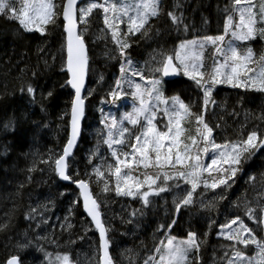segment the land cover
<instances>
[{"label":"snow or ice","instance_id":"obj_1","mask_svg":"<svg viewBox=\"0 0 264 264\" xmlns=\"http://www.w3.org/2000/svg\"><path fill=\"white\" fill-rule=\"evenodd\" d=\"M182 7L180 0H175L170 8L165 6L164 0H0V15L16 22L26 32L44 36L63 29L60 34L66 56H61V71L66 74L64 86L74 90L71 134L61 153L41 158L40 163L48 165L61 180L79 189L81 199L74 203L80 204L82 200L83 210L99 233L97 264H116V260L110 252L109 233L113 229L103 218V201L94 193L93 184L100 188V194L114 192L118 197L138 199L145 208L152 203L150 197L174 192L177 215L182 207L197 203L211 211L228 199L226 193L243 171V164L253 154L264 151V132L260 125H255L246 135L241 133L236 139L226 138L218 143L214 129L221 125H211L206 119L209 111L215 115L218 107L213 96L218 85L264 93V52L257 55L250 46L257 38L264 40V0H226L220 9L222 34L183 39L171 54L154 50L150 60L137 67L128 54L131 37L159 35V21L176 32L188 33L195 28L187 22ZM101 16L103 27L99 28L95 39L112 44L105 55L119 61L120 76L100 103L116 104L130 97L132 106L131 111L118 117L105 114L102 107L99 109L102 128L97 149L88 161L93 171L82 175L79 171L73 172L69 157L86 115V100L92 94H83L91 71L88 37L94 21ZM207 23L205 18L203 24ZM209 45L215 51L213 64L206 69L204 56ZM32 75L35 77L36 73ZM169 76L187 77L195 85L198 103L186 102L180 94L166 95L163 78ZM137 77L143 83H138ZM99 79L103 81V75ZM36 91L30 83L20 88L21 94L26 92L33 101ZM231 115H237L235 110ZM257 119L264 121V113ZM101 144L106 146L110 159L100 151ZM94 159L100 162L94 164ZM249 180L254 183L256 177L250 176ZM208 192L214 195L205 201ZM229 204L233 208L230 216L219 224L213 219L209 225L210 228L216 226L218 238L226 242L219 247V259L214 254V264H264V235L258 234L264 233V184L251 199L245 194ZM47 210L46 205L30 207L25 219L40 218L36 224V228H40L41 224L48 223L44 217ZM137 213L143 215L141 210H133L127 222L133 223ZM245 217L256 227H249ZM67 220L65 217L66 223L61 225L66 231L74 227ZM176 225L174 218L158 226L157 231L163 238L157 239L143 264H203L201 251L206 239L192 230L187 232L186 238L178 239L171 234ZM11 227V218L0 222V233L8 232ZM44 239L46 237H36L40 251H45L38 243ZM30 247L32 240L18 242L17 253L10 255L4 264H24L19 253ZM136 255L131 249L124 253L129 264H135ZM45 259L47 264H79L68 252H57L54 256L45 252Z\"/></svg>","mask_w":264,"mask_h":264},{"label":"trees","instance_id":"obj_2","mask_svg":"<svg viewBox=\"0 0 264 264\" xmlns=\"http://www.w3.org/2000/svg\"><path fill=\"white\" fill-rule=\"evenodd\" d=\"M164 2L165 6L170 8L175 0H164ZM180 2L187 22L195 25V28L188 33L176 32L170 30L168 24L159 21L157 22L160 26L159 35L153 34L151 38H142L139 35L131 37L132 47L128 49V54L137 67H141L146 57L154 50H164L171 54L183 39H193L197 35L222 34L220 9L226 0H180ZM205 18L208 21L206 25L203 24ZM99 27H103L102 16L94 21L88 37L89 55L91 67L97 74L103 75L104 80L95 84L93 75L89 73L85 95L89 92L92 94L86 100V115L80 143L70 159L73 162V172L79 171L82 175L93 171L88 161L98 144L99 134L96 133L95 125L100 122L101 113L97 106L102 107L105 114L111 113L118 117L121 113L129 111L131 102V98L127 97L116 104L101 105L100 103L109 88L114 85L115 74L120 72L117 66L118 60L105 58L106 46L110 42L95 39ZM62 31L61 27L44 36L37 32H26L16 22L0 15V222L11 218L12 225L8 232L0 233V264H4L10 255L16 254L18 242L25 239L33 241L32 248L19 253L24 264H47L45 252L54 249L50 245L40 244V241L38 243L45 251H40L37 246V241L32 237L35 233L34 223L25 219L30 207L55 202L59 226L66 223L65 217H68L67 223L74 225L71 230L62 229L61 233L59 232L64 236L70 233L74 235V232L79 231V224L86 217L82 202L74 203L81 199L76 186L72 183L60 182L51 167L40 163L41 158L47 159L53 153H61L69 136L71 101L74 92L64 86L66 74L61 71V56H66V52L62 51L63 37L60 34ZM250 46L257 55L264 52V40L260 38L251 42ZM214 51V47L210 45L205 51L206 69H210L213 64ZM33 72L36 73L35 77L32 75ZM164 80L165 93L168 96L180 94L186 102L198 103L195 85L187 77L177 76L171 80L165 78ZM169 81L177 83L170 84ZM29 83L37 90L34 101L26 92L23 94L20 92L21 86ZM125 89L127 90L126 85ZM49 92L52 93L51 96L48 95ZM213 96L218 107L214 110L215 115L210 110L206 119L211 125L217 123L221 125L214 129L218 143L226 138L236 139L241 133L246 135L255 125H260V130L264 132V121L257 119L264 113V93L234 89L227 84H221L217 86ZM233 110L237 115H231ZM221 116L223 119H220ZM6 124L9 126L5 127ZM100 151L107 156L106 147H101ZM99 162V159L93 160L94 164ZM33 168L34 171H29ZM250 176L256 177L254 183L249 180ZM262 184H264V151L253 154L243 164V171L238 173L234 186L226 193L228 199L219 202V210L227 207L223 205L226 201L235 202L238 197L245 194L252 198L259 192ZM92 187L95 194L100 190L96 184ZM219 191L217 189V192ZM108 195L109 198L117 197L119 200L129 201V198L118 197L114 192ZM164 203L154 202L147 208L143 207L142 212L145 216H140L142 228L134 232L137 234L133 233L132 237H127L129 246L133 247V251L138 255L136 264H143V259L150 254L157 239L163 238L157 231L158 226L169 223L174 218L177 219V225L172 228L171 234L178 239H184L189 230L197 232L199 237L207 241L201 251L203 264H214V254L219 259L221 255L219 247L226 243L222 238H218L216 226L209 227L212 223L209 222L212 221L209 220L210 216L217 213L205 212L197 203L196 206L182 207L177 215L174 203L171 205L169 202L165 205ZM70 208H72L71 213ZM129 208L133 211L137 207L131 205ZM245 223L250 224L246 220ZM205 233H207L206 237ZM259 234L263 235V233ZM121 248L119 244L117 247L112 244V251L116 254L121 252V258L126 262L125 251ZM118 261L121 264L122 261Z\"/></svg>","mask_w":264,"mask_h":264},{"label":"rangeland","instance_id":"obj_3","mask_svg":"<svg viewBox=\"0 0 264 264\" xmlns=\"http://www.w3.org/2000/svg\"><path fill=\"white\" fill-rule=\"evenodd\" d=\"M99 28H102V27H99ZM112 47L113 46L111 43L108 44L106 46V48H107L106 51L108 49H111ZM152 54H153V52L146 57L145 62L150 60V57ZM105 58L109 59L107 56H105ZM112 61H114V60H112ZM117 66L119 67V63H117ZM94 70L95 69H93L91 67L90 72H91V76L93 75L94 83L97 84L100 81V79H99L100 75L97 74V72H95ZM119 76H120V74H118V73L115 74V80ZM136 81L138 83H143V81H140L138 77L136 78ZM164 89L166 91L165 85H164ZM131 106H132V103L130 102L129 103V107H130L129 111H131ZM97 107H98V109H100L99 106H97ZM129 127H131V126L129 125ZM101 128H102V125L100 124V122L96 123L95 129L97 131L96 132L97 134L100 133ZM97 138L99 139V135L97 136ZM96 146H98V144H96ZM101 147H106V146L101 144L100 148ZM95 149H96V147H95ZM106 153L110 159V153L107 152V150H106ZM206 162H210V161H206ZM96 194H99L100 201L101 200L103 201V203L101 205V210L104 214L103 218L106 220V222H110V226L113 229L109 233L112 244L115 245L116 247L118 244L121 245L123 248V251H125V252H126V250H129V249L133 250V247L131 248V246H129L130 242H129V240L127 241V237H129V238L132 237L131 234H133L134 232H136L142 228V224H141L142 220L140 217L141 216L140 213H137V217L133 220L134 222L128 223L127 221L130 218V216L128 217V219H127V216L132 212V211H130L131 208H129V206L134 205L135 207H137L135 210L139 209L142 211V208H143L142 203L138 199L133 200L130 197H127V198H129V201H122V200L117 199V197H113V198L110 197L109 198V195L107 196V194H100V190ZM209 194H211V196ZM256 194L257 193H255L253 196H255ZM105 195L107 196L106 200H105ZM174 198H175V193L174 192H168V193H162L159 197H150V200L152 201V203L162 201V202H165L164 205L166 204V202H169V204L171 205V204H173ZM211 198H212V192H208L204 197L205 201H207L208 199H211ZM249 199H251V198H249ZM54 203L55 202H50V203H47V205H46L48 210L44 213V217L48 219L47 224H41V227L39 228V230H37L38 228H36V224L39 222L40 218H37L36 220L32 221L34 223L33 228H35L34 229L35 233H34V235H32V237L34 236L33 239L35 238V240H36L37 236L46 237V239L40 240V242L53 247L54 250L49 252V253H52L53 256L57 252H59V253L68 252V253H71L72 258L74 260L79 261V264H97V257H98V242L97 241H98L99 233L97 230H95V226L93 225L92 221L85 214L86 217L79 224V231L74 232V235L71 233L67 234L68 236L61 235V234H59V232L61 233L62 227L59 226L58 223H56L58 220V216L56 214V209H55ZM226 203H227V207L224 208L223 210L222 209L219 210L220 209V203L217 204V206L214 210L209 211V210H206L204 208H202V209H204L205 212L209 211V212L217 213V215L216 214L211 215L209 220L215 219L218 223L219 222L222 223L233 212V208L229 204V202L226 201ZM226 203H224L223 205L226 206ZM161 211H165V210L161 209ZM202 214L204 215V213H202ZM219 215H220V217H219ZM144 216L142 215V217H144ZM245 219L247 220L246 217H245ZM209 222H212V221H209ZM249 223H250L249 227H256L252 222H249ZM52 229H57V230L55 231ZM134 234H137V233H134ZM70 241H75V243H70ZM250 253H251V251H250ZM140 254H142V252ZM140 254H139V256H140ZM121 257H122L121 252H118L116 254V259L122 261L121 264H129V262L127 261L128 259L125 260L126 262H124L123 258H121ZM137 257H138V255H136L133 258L135 261V264H136V261L138 260Z\"/></svg>","mask_w":264,"mask_h":264},{"label":"water","instance_id":"obj_4","mask_svg":"<svg viewBox=\"0 0 264 264\" xmlns=\"http://www.w3.org/2000/svg\"><path fill=\"white\" fill-rule=\"evenodd\" d=\"M176 76H169V77H165L167 80H171V79H174ZM87 82H88V78L86 79V81H85V89H84V95H85V91H86V88H87ZM73 92H74V90H73ZM71 113V112H70ZM70 121H71V116H70V119H69V136H70V134H71V126H70ZM83 122H84V119L81 121V129H80V134H79V136H78V138H77V142H76V145H75V147H74V149H73V153H72V156H73V154H74V152L76 151V149H77V147H78V145H79V143H80V140H81V135H82V129H83ZM68 136V137H69ZM67 143V142H66ZM72 156H70L69 157V160L71 159V157ZM60 179V178H59ZM61 180V179H60ZM61 181H63V180H61ZM63 182H65V183H71V182H69V181H63ZM76 186V185H75ZM79 190V189H78ZM81 202H82V200H81ZM83 207V206H82ZM84 211V210H83ZM84 213L87 215V213L84 211ZM88 217V216H87ZM90 220H91V218L90 217H88ZM93 223V222H92ZM93 225H94V223H93ZM95 226V225H94ZM98 237H99V235H98Z\"/></svg>","mask_w":264,"mask_h":264},{"label":"bare ground","instance_id":"obj_5","mask_svg":"<svg viewBox=\"0 0 264 264\" xmlns=\"http://www.w3.org/2000/svg\"><path fill=\"white\" fill-rule=\"evenodd\" d=\"M88 85V84H87ZM85 119V118H84ZM59 178V177H58ZM61 182V181H60ZM237 195V194H236ZM102 201V200H101ZM231 201V200H230ZM226 203V202H225ZM227 206V203H226ZM106 207V206H105ZM50 208V207H49ZM60 211V210H59ZM68 213V212H67ZM187 216V215H186ZM58 221V220H57ZM203 222V221H202ZM58 223V222H57ZM43 227V226H42ZM82 228V227H81ZM127 228V227H126ZM38 230V229H37ZM41 234V233H40ZM34 237V236H33ZM35 239V238H34ZM52 239V238H51ZM33 241V240H32ZM37 241V240H36ZM79 241V240H78ZM98 242V241H97ZM34 243V242H33ZM42 244V243H41ZM52 245V244H51ZM41 246V245H40ZM37 249V248H35ZM44 249V248H43ZM12 251V250H11ZM47 251V250H46ZM56 251V250H55ZM148 253V252H147Z\"/></svg>","mask_w":264,"mask_h":264}]
</instances>
